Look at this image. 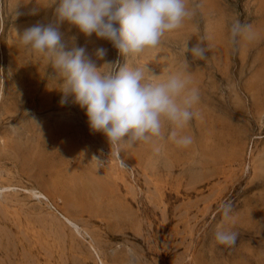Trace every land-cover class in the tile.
I'll return each instance as SVG.
<instances>
[{"label": "rangeland", "instance_id": "obj_1", "mask_svg": "<svg viewBox=\"0 0 264 264\" xmlns=\"http://www.w3.org/2000/svg\"><path fill=\"white\" fill-rule=\"evenodd\" d=\"M58 6L0 0V264H264V0H186L182 25L129 57L59 23L67 50L84 47L102 72L146 66L154 82L179 74L197 89L188 146L167 121L153 142L111 146L73 97L60 103L62 77L16 36L56 25ZM237 20L257 38L234 45ZM197 43L207 59L185 53Z\"/></svg>", "mask_w": 264, "mask_h": 264}, {"label": "clouds", "instance_id": "obj_2", "mask_svg": "<svg viewBox=\"0 0 264 264\" xmlns=\"http://www.w3.org/2000/svg\"><path fill=\"white\" fill-rule=\"evenodd\" d=\"M55 11L56 25L37 23L22 33L17 30L16 36L21 44L47 58L62 77V105L68 103L69 96L73 97V102L86 110L91 130L104 134L109 144L117 148L153 142L162 136L165 121L173 126L170 136L178 145L192 143V138L180 135V131L196 115L192 108L199 100V92L189 90L186 79L174 74L154 82L155 75L146 77L145 73L150 72L146 66L128 64L114 73L102 72L84 47L67 50L58 26L67 21L86 37L95 33L111 42L120 54L136 56L156 48L167 32L178 29L191 15L186 0H59ZM240 37L251 42L257 32L252 25L237 20L231 26V42L239 43ZM184 50L192 57L207 59L206 50L199 43L191 48L186 44ZM106 52L97 48L95 55L103 59ZM116 159L121 167H128L119 152ZM221 207L228 218L231 203L225 202ZM237 236L233 231L215 233L216 241L226 246L235 245Z\"/></svg>", "mask_w": 264, "mask_h": 264}]
</instances>
